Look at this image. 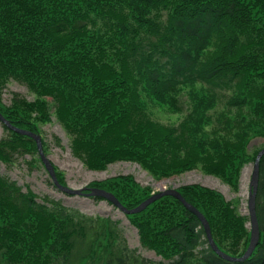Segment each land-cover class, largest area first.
<instances>
[{"label": "trees", "instance_id": "obj_1", "mask_svg": "<svg viewBox=\"0 0 264 264\" xmlns=\"http://www.w3.org/2000/svg\"><path fill=\"white\" fill-rule=\"evenodd\" d=\"M10 80L34 99L13 93L3 104ZM185 86L190 108L177 125L151 118L147 102L179 112ZM0 113L39 135L37 125L54 116L91 170L131 160L163 178L200 166L236 188L248 142L264 137V0H0ZM1 124L9 134L0 139V163L37 152L32 138ZM89 187L127 208L150 196L130 175ZM177 190L204 215L218 248L242 255L247 217L207 186ZM256 215L259 241L240 262L214 253L197 216L173 196L127 218L141 246L163 259L157 264H264V154ZM107 235L121 244L108 264H152L129 250L109 217L72 210L0 174V264H86Z\"/></svg>", "mask_w": 264, "mask_h": 264}, {"label": "rangeland", "instance_id": "obj_2", "mask_svg": "<svg viewBox=\"0 0 264 264\" xmlns=\"http://www.w3.org/2000/svg\"><path fill=\"white\" fill-rule=\"evenodd\" d=\"M189 88L190 86L182 87L179 92L178 102L182 105V109L179 112L158 103L147 102L146 110L151 118L161 124L177 125L185 117L190 108ZM194 88L198 89L199 84H196ZM13 93H17L19 96L28 100L34 99V94L27 89L26 85L10 80L3 89L1 102L6 105L10 104ZM47 99L49 100V98ZM208 114L213 113L208 111ZM215 116L212 115V118H215ZM37 126L44 142V153L56 170L60 172L64 183L69 187L82 188L89 186L92 182L116 178L121 175L132 176L140 186L148 187L150 194L165 188H178L181 185L200 184L218 191L225 200L231 203L239 215L247 217L245 227L247 230L250 229L247 200L249 180L253 166L252 156L255 151L264 147V137H253L248 142L246 152L249 159L240 166L239 175L236 180V188H233L219 177L206 173L200 166L163 178L153 177L138 163L131 160H118L107 164L103 169L91 170L71 153L70 137L55 120L54 116H52L50 122L45 124L39 123ZM210 128V123L204 126V130H208L207 132H210ZM8 134L9 131L0 122V139L6 137ZM0 174L9 180L15 181L17 185L21 186L22 190L29 188L39 196H49L50 198L59 200L64 206L72 210L92 217H109L116 222L120 236L133 254L152 264H157L163 260L153 250L141 246L137 229L127 218L128 214L123 213L103 198L69 195L58 190L52 183L37 152L32 154L25 153L19 156L15 155L10 162L0 163ZM109 240H111V236L109 235L98 239V243L94 245V251L91 254L92 258H88L86 264H108V257L112 256L111 253L119 252V248L121 247L118 239L112 240V243ZM199 248L196 247L195 251H198L197 249ZM110 249L112 252L109 254ZM77 257L79 261L78 253ZM125 264L134 263L129 258Z\"/></svg>", "mask_w": 264, "mask_h": 264}, {"label": "water", "instance_id": "obj_3", "mask_svg": "<svg viewBox=\"0 0 264 264\" xmlns=\"http://www.w3.org/2000/svg\"><path fill=\"white\" fill-rule=\"evenodd\" d=\"M0 122L6 125L9 129L19 134L28 136L29 138H32L35 141L40 160L44 165L49 177L51 178L52 183L58 190L64 193H67L69 195H84L87 197H101L107 200L108 202H110L112 205H114L116 208H118L120 211H122L125 214L138 213L144 210L149 204H151L152 202L158 200L163 196H173L174 198L178 199L188 211H190L192 214L197 216L205 232L208 245L210 246V248L213 250L214 253H216L219 257L227 261L240 262L246 260L251 256L253 250L255 249L258 243L259 225L256 215V193H257L258 181H259V161L261 156L264 154V148H261L255 156L252 166V172L249 180V191H248V200H247L249 225H250L249 242L242 255L233 256L218 248V246L213 240L209 223L204 217V215L197 208H195L193 205L187 202L176 188L171 187V188L158 190L154 193H151L150 196H148L143 201H141L137 206L133 208H127L126 206L120 203V201L114 196L113 193L105 189L98 187H89V186L82 188H72L66 184L63 185L58 182L55 175L54 166L43 151L42 140L40 135L30 130L16 127L12 123H10L9 120L4 118V116L1 113H0Z\"/></svg>", "mask_w": 264, "mask_h": 264}, {"label": "clouds", "instance_id": "obj_4", "mask_svg": "<svg viewBox=\"0 0 264 264\" xmlns=\"http://www.w3.org/2000/svg\"><path fill=\"white\" fill-rule=\"evenodd\" d=\"M197 250H198V251H199V250H202V248H201V249H197Z\"/></svg>", "mask_w": 264, "mask_h": 264}, {"label": "bare ground", "instance_id": "obj_5", "mask_svg": "<svg viewBox=\"0 0 264 264\" xmlns=\"http://www.w3.org/2000/svg\"><path fill=\"white\" fill-rule=\"evenodd\" d=\"M259 241V240H258Z\"/></svg>", "mask_w": 264, "mask_h": 264}]
</instances>
